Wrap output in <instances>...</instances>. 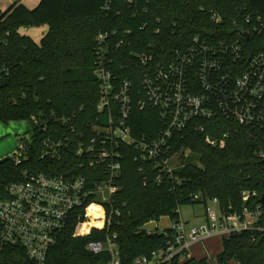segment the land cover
Wrapping results in <instances>:
<instances>
[{
	"label": "built area",
	"instance_id": "obj_1",
	"mask_svg": "<svg viewBox=\"0 0 264 264\" xmlns=\"http://www.w3.org/2000/svg\"><path fill=\"white\" fill-rule=\"evenodd\" d=\"M112 6L113 0H105L103 9L107 12ZM200 10L217 25L225 21L215 9L200 6ZM153 23L154 34L160 35L166 28L160 18ZM232 23L233 33L222 39L194 35L189 43L170 47L146 39L140 50L130 39L131 29H125L127 37L117 42L113 37L118 30L100 33L95 46L94 75L100 83L95 120L81 113L83 107L69 114L53 115V124L42 115H34L28 121L31 136L8 157L16 165L29 161L37 133L45 134L39 142V163L30 162L21 177L6 184L0 195V251L16 247L34 264H46L50 250L75 215L81 236H89L94 230L104 232L102 240L88 242L86 249L93 254L107 251L108 264H122L118 233L109 230L124 223L123 208L116 203L121 191L124 146L135 150V160L143 164L139 172L147 175L144 164H152L157 172L156 182L162 183V177L172 175L177 167L172 162L178 155L173 138L185 132L193 121L222 118L231 124L264 130V50L254 51L251 44L253 37L264 33V14H236ZM168 27L172 34L176 32V23ZM123 45L133 48L141 67L137 106L157 113L155 118L162 123L156 133L141 138H136L128 125L133 80L120 79L109 57V48ZM8 71V67H0V80ZM195 129L204 131L203 126ZM228 136V132L220 139L206 135L205 141L211 146H223ZM243 195L247 201L258 193ZM94 206L99 208L95 217L90 213ZM204 209L206 220L198 225L189 227L182 217L178 222L171 220L169 228L145 224L143 231L151 234L162 229L168 238L164 247L137 257L133 264H184L192 259L190 251L194 245L204 246L218 235L225 238L234 232L261 228L259 221L264 216L261 202L253 209L245 206L242 212H232L231 207L225 211L214 197L204 204ZM86 224L90 225L84 233ZM206 260L217 264L215 258Z\"/></svg>",
	"mask_w": 264,
	"mask_h": 264
},
{
	"label": "trees",
	"instance_id": "obj_2",
	"mask_svg": "<svg viewBox=\"0 0 264 264\" xmlns=\"http://www.w3.org/2000/svg\"><path fill=\"white\" fill-rule=\"evenodd\" d=\"M105 0H40L33 8L15 2L0 9V67H8L0 80V120L29 121L42 115L50 124L53 115L61 116L79 110L94 121L100 97V83L94 75L97 59V36L105 31L118 30L113 37L124 39V30L131 29L135 49L144 47L146 39L159 45H185L194 35L208 40H218L232 34V18L244 12L264 14V0H113L107 12ZM215 9L225 21L222 25L212 22L210 15L200 10ZM160 18L166 28L154 34L155 20ZM148 22L144 30L140 27ZM176 23V32L168 27ZM48 25L49 29L35 40L25 29ZM242 23H239L241 26ZM253 50H264V33L252 38ZM113 70L120 79L133 80L134 97L128 125L136 138L156 133L162 123L149 108L140 109L141 67L129 46L109 48ZM203 126L204 131L195 129ZM229 136L223 146H211L206 135L220 139ZM37 143L31 146V158L15 164L13 158L0 161V195L9 182L18 180L30 162L39 163L40 140L45 134L37 133ZM180 163L170 176H163L157 183V172L152 164L145 163L147 175L139 172L136 152L124 146L121 191L116 203L122 207L123 225L113 226L109 232L118 233L122 264H133L142 255L164 247L167 236L155 230L148 234L145 224L159 222L164 216L173 222L180 220L183 205L205 204L217 197L226 211L242 212L245 206L253 209L260 203L264 183V130L251 129L217 118L195 120L183 133L173 138ZM189 152L186 156L185 153ZM147 176V177H146ZM146 179L148 182L146 183ZM256 191L245 201L243 193ZM199 196L195 199V196ZM260 226L231 233L223 238V250L217 264H264V216ZM90 224L83 227L84 233ZM104 232L94 230L81 236L76 216L71 217L57 244L50 250L46 264H108L110 254L90 253L86 246L93 240H102ZM0 264H34L25 252L16 247L0 251ZM184 264H209L206 259L192 258Z\"/></svg>",
	"mask_w": 264,
	"mask_h": 264
},
{
	"label": "rangeland",
	"instance_id": "obj_3",
	"mask_svg": "<svg viewBox=\"0 0 264 264\" xmlns=\"http://www.w3.org/2000/svg\"><path fill=\"white\" fill-rule=\"evenodd\" d=\"M16 1V0H14ZM44 28L42 26H35L29 28V34H33L37 41H40L42 37V31ZM34 38V37H33ZM29 123L27 120H10L8 122H4L0 120V161L5 160L8 157H12L13 154L18 150L20 142L28 139L31 136V131L29 130ZM189 152H186L187 156ZM180 155H176V157L172 160L174 165H179L180 163ZM204 210V205L201 203L195 205H183L179 209V213L181 217L184 219V222L188 224V226H194L201 224L203 221V216L196 215L200 214ZM162 226H166L170 224L169 218L162 217L160 219ZM151 228H154V225H150ZM160 231L162 229H159ZM209 245L211 246V251L213 255H218L222 251L223 247V237L215 236L212 237L209 241ZM194 255L198 257H202L204 254L200 247L196 246L193 249ZM215 259V263H216ZM229 264H238L236 261L232 260Z\"/></svg>",
	"mask_w": 264,
	"mask_h": 264
},
{
	"label": "crops",
	"instance_id": "obj_4",
	"mask_svg": "<svg viewBox=\"0 0 264 264\" xmlns=\"http://www.w3.org/2000/svg\"><path fill=\"white\" fill-rule=\"evenodd\" d=\"M21 2V3H23L24 5H26L28 8H33V7H35L39 2H40V0H16V1H14V0H0V9L1 10H4V9H6V8H8L9 6H11L13 3H15V2ZM43 28H44V30L42 31V34H41V36L40 37H43L44 36V34L48 31V29H49V26L48 25H44V26H42ZM26 33L27 34H29V28L26 30ZM31 37H34V39L35 40H37L36 38H35V36H33V34L31 33V34H29ZM196 215H202L203 216V221H201V223H203V222H205V220H206V217H205V209L200 213V214H196ZM167 218L168 216H164V218ZM169 218V221H170V224L168 225H166V226H162V223L159 221V222H156V221H153V222H150V224L149 225H154L156 228L158 227V228H169L170 226H171V219H170V217H168ZM183 219V218H182ZM211 239V238H210ZM210 239H208L207 241H206V244L203 246V245H201V244H196V245H194L192 248H191V251H190V255H191V257L192 258H194V259H196L197 261H199V260H202V259H206V258H208V257H211V258H215V259H217V257H218V255L220 254H218V255H213V253H212V251H211V246L209 245V241H210ZM196 246H198V247H200L201 248V250H202V252H203V256L202 257H196L195 255H194V253H193V249L196 247ZM222 250H223V247H222ZM222 252V251H221ZM238 263V262H237ZM239 264V263H238Z\"/></svg>",
	"mask_w": 264,
	"mask_h": 264
},
{
	"label": "bare ground",
	"instance_id": "obj_5",
	"mask_svg": "<svg viewBox=\"0 0 264 264\" xmlns=\"http://www.w3.org/2000/svg\"><path fill=\"white\" fill-rule=\"evenodd\" d=\"M98 210H99V208L95 207V206L91 208L90 213L93 215V217H95L98 214ZM97 225H99V224H97Z\"/></svg>",
	"mask_w": 264,
	"mask_h": 264
},
{
	"label": "water",
	"instance_id": "obj_6",
	"mask_svg": "<svg viewBox=\"0 0 264 264\" xmlns=\"http://www.w3.org/2000/svg\"><path fill=\"white\" fill-rule=\"evenodd\" d=\"M246 36L249 37V34H247ZM260 202H261V204H262L263 207H264V183H263V193H262V195H261Z\"/></svg>",
	"mask_w": 264,
	"mask_h": 264
}]
</instances>
